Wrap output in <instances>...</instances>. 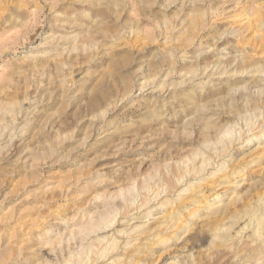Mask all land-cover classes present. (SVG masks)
<instances>
[{
    "label": "rangeland",
    "instance_id": "obj_1",
    "mask_svg": "<svg viewBox=\"0 0 264 264\" xmlns=\"http://www.w3.org/2000/svg\"><path fill=\"white\" fill-rule=\"evenodd\" d=\"M169 261L264 264V0H0V264Z\"/></svg>",
    "mask_w": 264,
    "mask_h": 264
},
{
    "label": "bare ground",
    "instance_id": "obj_2",
    "mask_svg": "<svg viewBox=\"0 0 264 264\" xmlns=\"http://www.w3.org/2000/svg\"><path fill=\"white\" fill-rule=\"evenodd\" d=\"M156 195H158V194H156ZM156 195H155V196H156ZM109 214H110V213H109ZM113 214H114V213H112V215H113ZM112 215H110V216L108 215L109 217H111L110 220H109V218H108V221H109L111 224L115 223V221H116V220H115L116 215H115V214H114L113 216H112ZM107 226H109V225L107 224ZM107 226H106V227H107ZM166 228H167V229H168V228H171V226H167ZM129 242H131V240H129L128 242H126L124 245H126V244L129 243ZM121 248H123V246H122ZM114 259H115V258H114ZM153 261H154V260H153ZM172 262H173V261H172ZM168 264H173V263H171V261H169Z\"/></svg>",
    "mask_w": 264,
    "mask_h": 264
}]
</instances>
